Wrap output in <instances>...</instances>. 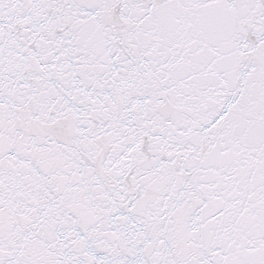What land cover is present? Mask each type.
Instances as JSON below:
<instances>
[{
  "label": "snow or ice",
  "instance_id": "obj_1",
  "mask_svg": "<svg viewBox=\"0 0 264 264\" xmlns=\"http://www.w3.org/2000/svg\"><path fill=\"white\" fill-rule=\"evenodd\" d=\"M0 264H264V0H0Z\"/></svg>",
  "mask_w": 264,
  "mask_h": 264
}]
</instances>
